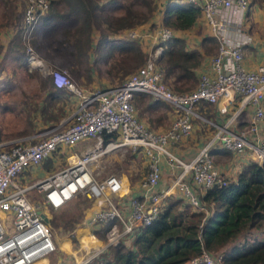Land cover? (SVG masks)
<instances>
[{
  "label": "built area",
  "instance_id": "2783aa9c",
  "mask_svg": "<svg viewBox=\"0 0 264 264\" xmlns=\"http://www.w3.org/2000/svg\"><path fill=\"white\" fill-rule=\"evenodd\" d=\"M199 8L202 22L215 40V51L207 67L198 73L193 88L175 91L162 80L155 60L161 41L173 35L160 25L152 33L128 31L129 38L148 39L144 62L121 83L85 90L59 68H46L33 54L30 40L39 26L49 0H24L20 37L26 61L48 76L55 88L76 98L73 110L50 127L36 133L0 141V264H30L56 251L54 234L45 209L56 210L76 194L90 200L91 213L85 227L98 228L109 222L103 241L97 246L77 247L44 264H85L108 245L128 243L140 227L152 222L169 195L182 196L191 206L203 210L198 195L213 185H224L227 176L213 162L211 150L222 148L236 157L264 159V62L252 69L242 65V47L250 37L242 27L248 0H183ZM195 23L194 25H196ZM228 91L234 97L219 121L198 110L214 104ZM135 94L148 95L170 107L172 119L164 130L153 131L136 115ZM206 125L208 133L195 152L187 157L172 151V145L193 130L194 123ZM245 125L240 126V123ZM104 134H113L103 142ZM91 139L80 153L72 148L82 139ZM127 149L144 157L145 174L136 194H130L121 175L96 179L93 166L105 153ZM62 157L63 163L26 183L14 178L41 164ZM168 179L162 184L161 163ZM44 213V220L40 213ZM5 218V219H4ZM80 252V253H79ZM183 264H221V253L199 255Z\"/></svg>",
  "mask_w": 264,
  "mask_h": 264
},
{
  "label": "trees",
  "instance_id": "16d2710c",
  "mask_svg": "<svg viewBox=\"0 0 264 264\" xmlns=\"http://www.w3.org/2000/svg\"><path fill=\"white\" fill-rule=\"evenodd\" d=\"M257 1L248 0L246 18L251 4L260 2ZM8 3L7 0H0V31L9 35L0 55L1 60L9 59L16 66L21 65L26 69L24 44L20 37L24 7L18 13L10 9ZM154 8L155 0H106L104 3L99 0H49L41 21L47 26H66L46 46L53 45L51 50L55 53L62 51L64 66L75 81L80 76L88 79L91 65L95 66L99 62L105 65L107 61L106 57H95L91 63L88 62L91 32L99 30L97 48L103 49L107 57L114 51L121 55L113 66V76H117L119 84L144 62L146 54L138 42L146 39H110L106 35L133 28L136 24L141 25L149 20ZM115 9L121 10V13L111 16V11ZM199 18L202 20L199 8L183 0H165L160 11L158 24L172 29L173 35L160 42L162 51L155 63L162 70L164 83H168L175 91L189 90L196 84L200 72L196 69L204 56L211 54L212 47H215V40L210 34L201 37L199 48L187 46L184 39L175 34L176 31L191 29ZM102 24L106 26L105 29H100ZM30 42L35 44L32 39ZM103 72H109L108 68L105 67ZM38 82L39 89L46 88L49 91L53 86L47 77ZM145 97L135 94L132 103L143 104L145 110L162 104L170 112L167 104L151 98L146 101ZM34 105L32 112L36 109L43 112L40 102L34 101ZM211 105L205 104V111L201 106L198 110L207 116ZM112 137L113 134H104L103 142ZM223 151L225 155L230 154L228 150ZM48 161L53 162L49 157L42 164ZM171 196L173 198L165 200L157 217L140 227L128 243L108 245L85 264H183L202 251L209 254L220 252L221 264H264V159L261 162L248 159L233 178H226L224 185H213L199 193L198 200L203 210L191 206L180 195ZM73 198H83L81 202L76 201V204L82 205L76 215L62 217L55 210L48 209L51 217H47V222L50 228L60 226L68 232L76 245L72 232L75 224L80 221L82 223L83 211L88 206L89 199L80 194L70 200ZM109 224L107 222L98 228H91V236L103 239Z\"/></svg>",
  "mask_w": 264,
  "mask_h": 264
},
{
  "label": "rangeland",
  "instance_id": "374dc122",
  "mask_svg": "<svg viewBox=\"0 0 264 264\" xmlns=\"http://www.w3.org/2000/svg\"><path fill=\"white\" fill-rule=\"evenodd\" d=\"M8 6L12 10H16L18 13H21L22 8L24 7V0H7ZM101 3H104L106 0H99ZM165 0H155V8L152 11L151 16L149 17V20L141 23V25H134L132 26L133 28H128L124 30H119L116 33H107V37L112 39L114 36V39L117 38V34L119 33H126L128 31H137V30H146L152 33V31L157 27L160 26L158 23L160 21V11L163 7ZM260 1V2H258ZM258 4H262V8H264V0H258ZM262 1V2H261ZM6 4V3H5ZM2 5L0 4V14L2 12ZM16 12V13H17ZM121 10L115 9L112 10L110 15L111 16H116L117 14H120ZM2 18V15H0V19ZM203 25L202 20L199 18L197 21V24L194 25L191 29L192 31V37H198L201 34V26ZM105 25L102 24L100 26V29H105ZM169 28V27H168ZM61 28H59V31L56 33L55 36L51 37L47 34V37H45L43 34L41 35L40 32H38V28L34 31L32 40L35 42H31L33 54L35 57L40 59L46 68H59L64 70L70 80L74 82L76 85L84 88L85 90H92L94 88H101V86H93L92 83L82 79L80 81H75L70 75L68 74L67 68L63 65V58H62V51H57L56 53L51 50L53 45H48L51 40L55 39V37H58ZM99 30H93L91 32V43H90V49H89V60L88 62L91 63L92 60L96 57L97 59H100L103 57L107 58L105 61V65L102 63H97V65L92 66L91 65V70L93 69L96 71H104L105 67L108 68L109 72H105L109 77L113 76L115 74L114 70V63L118 61V59L121 57V55H118V52H113V54L108 57L106 56V53L103 52V49L97 48V40L99 38L98 35ZM120 39V38H118ZM141 49L144 51L145 54H147L150 43L149 40H141L138 42ZM64 48H66V44L63 45ZM214 47H212V52L211 55L214 53ZM24 52V51H23ZM25 54V53H24ZM110 56V57H109ZM146 57V56H145ZM101 59V60H102ZM1 60V59H0ZM127 61V60H126ZM4 64L5 69H8V71H3L4 72V77H6V83H14V86L11 85H6L4 92H0V141H6L9 139H15L18 137L26 136L29 135L31 132L35 130L34 123H36V120H39L35 118L34 113L31 111V108L35 107L34 101H37V96H34L36 92H38L39 87V79L43 78V74L38 68L31 67L27 65V68L25 69L21 65L15 66L16 68H12L11 66L13 65V61H10L9 59H2L0 61V67L1 64ZM14 69V70H13ZM6 72V74H5ZM118 81V80H117ZM117 83V82H116ZM168 84V83H167ZM169 85V84H168ZM195 85V83L192 85ZM170 86V85H169ZM171 87V86H170ZM41 90V89H40ZM146 101L147 99L150 100V97L148 95H145ZM63 97V95H61ZM134 104V102H133ZM143 105V104H142ZM140 104H134L136 108V112L138 115V119H140L146 126H148L149 129L153 131H158V130H164L168 127L169 122H170V115H169V110L165 105L159 104L157 108L154 109H148L145 110L143 106ZM42 120V118L40 117ZM4 131V132H3ZM205 134H207L208 131L204 130ZM191 133H197V129L193 130ZM198 133H200L198 131ZM197 135V134H196ZM91 143V139H82L79 141L80 145H87ZM70 148L66 149L68 152ZM215 159V158H214ZM216 160V159H215ZM218 160L222 163H227L230 159L228 155H225L223 158H218ZM217 162V161H216ZM63 163L62 157H56V160L54 159L53 162L44 163L43 167L45 170L49 171L55 167L60 166ZM34 172L33 178L35 177H40L42 174L40 173V166H36L33 168ZM96 179H102L108 174H117L121 175L122 178L127 180V184L133 185V183L138 182L141 177L145 174V163H144V157L138 153H133L127 149H116L114 151L107 152L103 154L94 164L93 166ZM31 172V170H30ZM28 175H31V173H26L23 172L21 173L18 177H15L14 180L16 183H20L21 181L23 182H28L32 180L33 178H29ZM230 177V176H229ZM81 195V194H80ZM171 199L173 198L171 195L167 196L166 199ZM83 198H78V199H72L68 200L65 205L62 207L58 208L55 210V213L57 215H60L62 217H67L71 216L73 217L78 213V211L81 210V203L76 204L77 200H80ZM165 199V200H166ZM90 208H92V204L89 201L88 206L84 209L83 213V218L88 212H90ZM92 210V209H91ZM91 213V212H90ZM89 213V214H90ZM8 212L4 213L3 211H0V217L6 216L8 218ZM47 217H51V214L49 213V210L46 211ZM5 219V218H4ZM58 220V218H57ZM61 223V222H60ZM84 226L83 223L78 222L75 224L74 229L77 226ZM86 229L83 228H76V231L72 232L73 236L76 239V245L72 242V239L69 235L68 232L64 231L61 229L60 226L58 227H51V230L55 236L54 242L56 244L60 241V245L65 246L68 248V242L70 243L71 247L76 249L80 241L78 238H80L81 242L84 243V238L87 239L88 237V232L90 233V229L85 227ZM88 231V232H87ZM92 238V237H91ZM89 242H94L92 239H89ZM81 246V244H80ZM90 245L89 247H91ZM88 247V246H87ZM80 249V247H79ZM74 252V251H73ZM56 253V252H55ZM80 253V252H79ZM50 260H53L52 257H50ZM42 261H38L37 264H42Z\"/></svg>",
  "mask_w": 264,
  "mask_h": 264
},
{
  "label": "crops",
  "instance_id": "0c3cea01",
  "mask_svg": "<svg viewBox=\"0 0 264 264\" xmlns=\"http://www.w3.org/2000/svg\"><path fill=\"white\" fill-rule=\"evenodd\" d=\"M64 26H66V25H64V24L57 25L56 24L55 26H47V25H45V23L43 24V22L41 21L37 28H38V32H40L41 35L43 34L45 37H47V34H48L51 38V37L56 35V33L59 31V28L62 29V27H64ZM201 27H202L201 28L202 31L198 37H195V36L192 37L191 36L192 31H193L192 29L184 30V31H176L175 34L178 36H181L184 39V41L186 42L187 46L199 48L201 37L204 35L210 34L207 27L205 26V24H203ZM242 29H243L244 33H246L250 37L248 43H246L242 47V55H243L242 65L247 69H252L257 64L264 62V8H262L261 5H258L257 3L251 4L250 10H249V16L246 18V21L244 22ZM116 36H117V38H120V39H126L127 38V35H125L124 32L119 33ZM8 37H9L8 34H6L3 31H0V44H1L0 45V55L3 53V51L5 49V45H6V42L8 40ZM112 38H114V36ZM214 49H215V47H214ZM209 56H211V54L204 56L199 67L196 69V71H201V70L206 69L207 60H208ZM0 59H1V56H0ZM27 65H29V64L27 63L26 56H25L26 68H27ZM63 65H64V63H63ZM15 66H16V64L13 63V65L11 67L15 68ZM3 71L7 72L8 69H5V66L2 63L1 67H0V92L6 91L5 86L8 84L11 86H14V83H12L11 81H9L10 83H8V84L5 82L6 77H4ZM6 72H5V74H6ZM42 76H43V78L47 77L48 79H50L48 76H45V75H42ZM78 79L79 80H77V81L84 79V80L92 83L93 86L99 85L101 87H105V86L117 84L116 83L117 82V76L109 77L105 72H103L101 70L97 72L94 69H93V71L91 70L88 79L83 78L81 76ZM49 95H51V97H49ZM61 95H63V97H61ZM34 96L39 97V98H37V103L40 102V104L43 105V108H42L43 112H41V110H38V109H36L33 112L35 118H37L39 120H36V123H34L35 130L33 132H31L30 134H33V133H36L37 131L42 130V128L47 127L49 124L51 126V125L55 124L57 121H59L60 119L67 116L73 110V108L75 106V102H76V98L73 95L67 93V91H65L64 89L55 88L54 86H52L49 91L46 90V88H42L41 90L38 89V92H36ZM233 97H234V95H233L232 91H228L227 93H225L222 97H220L218 99L217 102H215L214 104L211 105V108H210L209 112H207L206 117H208L210 119H214L216 121H219L221 115L231 108V105H232L231 101H232ZM263 105H264V99H263ZM203 109L205 111V108H203ZM169 115H170V120H171L172 119L171 112H169ZM40 117L42 118V120L40 119ZM243 125H245V122L240 123V126H243ZM50 126H48V127H50ZM195 129H197V133H194V134L190 133L187 137H182L178 141V143H175L172 145V151L174 153H176L177 155H180V156H190L195 152V150L202 143L203 139L206 137L204 130L208 131L206 125H204V124L201 125V123H197V122L194 123L193 130H195ZM198 131L200 133H198ZM85 146H86L85 144L80 145L79 142H77L72 148H70V150H74L75 152L80 153L83 151ZM223 150L224 149H222V148L213 149L211 151L212 159H213L214 163L216 164L217 168L220 171H222V173H224L227 177L230 176L231 178H233L235 176V174L238 172V170L240 169V167L243 164L248 162L249 158H248V156H246L245 153L234 157V156H232V154L230 152V154L228 156L230 157L231 160H229L227 163H222L218 160V158L225 157V153H223L224 152ZM52 160L54 163V159H52ZM44 163H46V162H44ZM44 163L37 165V166H40L39 171L42 175L47 171L43 167ZM161 166H162V170H161L160 182L162 184H164L168 179L167 178L168 175H167V172L164 168L163 162L161 163ZM34 167H36V166H34ZM34 167L25 171L26 173H31V175H28L29 178H33L32 172H34V170H33ZM30 170H31V172H30ZM126 182H127V180H126ZM138 182L133 183V185L127 184L128 182L126 183L128 189L130 190V192H129L130 194H136L137 193ZM20 183H26V182L21 181ZM92 208H90V210H89L90 212H91ZM44 211L46 212V211H48V209H45ZM90 212H88V214H86L84 216V219L89 215ZM76 228L73 229V232L76 231ZM94 238L97 240V243L92 245V246H97V245L101 244V242L103 241V239H99L95 236H94ZM56 245H57V248L55 251L56 253L53 252L50 255H48V257H46V259H45L46 262H51V261L57 259L58 257H60L62 254H66V253H74L77 255V252H78L77 249L72 248L69 242L67 245L68 248H66L63 245L61 246L60 241L58 243L56 241ZM78 247H80V244ZM50 257H52L53 260H50Z\"/></svg>",
  "mask_w": 264,
  "mask_h": 264
},
{
  "label": "bare ground",
  "instance_id": "6f19581e",
  "mask_svg": "<svg viewBox=\"0 0 264 264\" xmlns=\"http://www.w3.org/2000/svg\"><path fill=\"white\" fill-rule=\"evenodd\" d=\"M78 228H83V229H86L85 227H83V226H77V229ZM88 232V231H87ZM91 236V234L88 232V237H87V239L86 238H84V243H82L81 242V240H80V238H78V240L80 241V244L81 245H83V246H85V247H87V246H90V245H94V244H96L97 243V241ZM89 239H92L94 242H89ZM46 258L45 257H42V258H40V259H37V260H35L34 262H32V263H30V264H37L38 263V261L40 262V261H42L43 263H45L46 262V260H45ZM45 261V262H44ZM42 263V264H43Z\"/></svg>",
  "mask_w": 264,
  "mask_h": 264
},
{
  "label": "water",
  "instance_id": "95a60500",
  "mask_svg": "<svg viewBox=\"0 0 264 264\" xmlns=\"http://www.w3.org/2000/svg\"><path fill=\"white\" fill-rule=\"evenodd\" d=\"M39 213H40L41 217H42L44 220H46V216L44 215V213H41V212H39Z\"/></svg>",
  "mask_w": 264,
  "mask_h": 264
}]
</instances>
